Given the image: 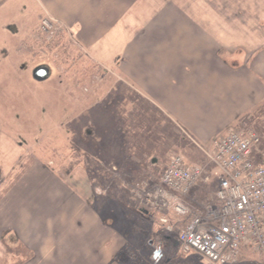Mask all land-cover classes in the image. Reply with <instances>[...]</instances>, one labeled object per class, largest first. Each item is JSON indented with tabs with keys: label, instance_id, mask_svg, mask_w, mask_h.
<instances>
[{
	"label": "rangeland",
	"instance_id": "obj_1",
	"mask_svg": "<svg viewBox=\"0 0 264 264\" xmlns=\"http://www.w3.org/2000/svg\"><path fill=\"white\" fill-rule=\"evenodd\" d=\"M76 1L72 5L80 6V0ZM192 1L194 7L183 0V8L204 16L211 29L231 38L232 49H224L220 55L244 64L249 54L264 48V0ZM89 7L87 4L86 9ZM39 16L44 12L34 0L27 4L13 0L0 9V33L10 22L27 21L35 29ZM72 54L64 56L65 61ZM53 58L46 57L49 63L57 64ZM121 59L93 72H88L92 67H87L84 60L76 66L60 63V67H51L53 73L48 79L36 82L30 76V56L0 52V132L25 142L29 155L34 151L65 178L69 188H73L74 172L80 174L87 205H95L98 220L113 230V254L106 264H216L195 252L181 254L179 233L189 218L218 205L215 195L222 174L205 155L211 152L214 139L229 131L255 133L260 143L253 149V156L258 163H264V103L205 142L183 127L174 113L160 105L142 85L138 63L123 71ZM87 129L93 134L88 138ZM174 154L202 170L200 180L179 202L191 212L186 219L176 215L172 199L159 196L163 191L160 174ZM154 158L156 164L151 165ZM28 159L30 156H22L10 175H5L0 166V179L9 182L20 176ZM133 160L143 165L131 166ZM163 220L167 223L163 224ZM10 235L0 242V264H64L77 251L80 238L78 230L73 229L45 233L39 241L44 245L35 252ZM85 240L88 247V237ZM157 250L161 258L154 260ZM77 259L72 256L69 264H78ZM228 264H264V254L254 248L242 249Z\"/></svg>",
	"mask_w": 264,
	"mask_h": 264
},
{
	"label": "crops",
	"instance_id": "obj_2",
	"mask_svg": "<svg viewBox=\"0 0 264 264\" xmlns=\"http://www.w3.org/2000/svg\"><path fill=\"white\" fill-rule=\"evenodd\" d=\"M34 1L44 15L76 30L78 43L87 49L80 47L82 60L89 59L94 68H108L119 58L123 71L138 63L142 85L205 142L264 103V48L249 54L244 64L231 62L220 55L232 49L231 38L211 29L204 16L185 10L183 0H80L77 7L72 5L76 0ZM186 2L195 6L192 0ZM86 133L87 138L93 135L90 129ZM16 142H20L17 136L0 132V166L5 175L27 151L24 142L22 147ZM29 156L20 176L0 187V241L4 233L13 232L25 248L36 252L44 245L39 241L45 233L78 230L79 250L72 255L76 262L108 263L113 230L98 220L95 205H87L80 174L74 172L71 189L34 151ZM129 164L143 165L134 160ZM150 164L155 165L156 158Z\"/></svg>",
	"mask_w": 264,
	"mask_h": 264
},
{
	"label": "built area",
	"instance_id": "obj_3",
	"mask_svg": "<svg viewBox=\"0 0 264 264\" xmlns=\"http://www.w3.org/2000/svg\"><path fill=\"white\" fill-rule=\"evenodd\" d=\"M258 142L254 133L243 136L228 132L214 141L210 153L205 152L222 174L215 195L218 205L191 217L184 226L179 234L183 254L195 252L216 264L233 262L243 248L264 254V164L256 165L250 158ZM201 175L199 167L187 165L180 156L170 158L160 176L165 190L159 196L173 200L176 215H190L179 202Z\"/></svg>",
	"mask_w": 264,
	"mask_h": 264
},
{
	"label": "flooded vegetation",
	"instance_id": "obj_4",
	"mask_svg": "<svg viewBox=\"0 0 264 264\" xmlns=\"http://www.w3.org/2000/svg\"><path fill=\"white\" fill-rule=\"evenodd\" d=\"M12 1L13 0H0V9L7 7V5H9ZM22 1L26 4L33 3V0ZM38 21L39 26L35 29L31 28V26L28 25L27 21L20 22V24H16L13 22L7 24L4 27V32L0 33V40L2 45V47H0L1 54L8 55V53H12L15 56H30L32 62L30 63L29 69L31 70L35 68L45 67L48 70V77L53 73L51 67H60V63L69 65L70 62V66H76L77 64L82 62L83 54L78 44V40L76 39V30H73V27L66 29L60 21L50 17L48 14L39 16ZM70 53H74V56H71L65 61L64 56H69ZM49 55H52L54 57L53 59L57 60V64L49 63V61L46 59V57ZM88 60L87 58L84 60V62L88 64L87 67H92L88 72H91V70L93 72V70L95 69L94 67L96 66H94L90 60ZM22 67L25 66L23 65L21 66V68ZM16 144L19 145V147L24 146V144L21 142H16ZM23 155L29 156V151H25ZM18 162L16 163V165H18ZM15 169L16 168L11 169L8 175L15 172ZM15 178H13L12 180H14ZM12 180H10L9 182H11ZM6 184L9 183L5 182V180L2 181L0 179L1 188L5 187ZM9 234H11L10 237H16L13 232L4 233V235L1 236V240H3Z\"/></svg>",
	"mask_w": 264,
	"mask_h": 264
},
{
	"label": "water",
	"instance_id": "obj_5",
	"mask_svg": "<svg viewBox=\"0 0 264 264\" xmlns=\"http://www.w3.org/2000/svg\"><path fill=\"white\" fill-rule=\"evenodd\" d=\"M31 78L36 82H43L48 78V70L45 67L35 68L31 72ZM151 244V243H150ZM161 257L160 251L157 250L153 253V259L157 260Z\"/></svg>",
	"mask_w": 264,
	"mask_h": 264
},
{
	"label": "trees",
	"instance_id": "obj_6",
	"mask_svg": "<svg viewBox=\"0 0 264 264\" xmlns=\"http://www.w3.org/2000/svg\"><path fill=\"white\" fill-rule=\"evenodd\" d=\"M184 219H186V218H184Z\"/></svg>",
	"mask_w": 264,
	"mask_h": 264
}]
</instances>
